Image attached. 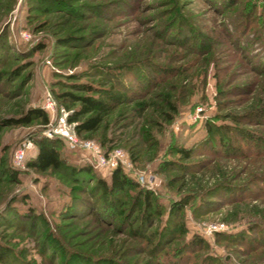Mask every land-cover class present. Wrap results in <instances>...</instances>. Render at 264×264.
Returning a JSON list of instances; mask_svg holds the SVG:
<instances>
[{"label": "rangeland", "instance_id": "374dc122", "mask_svg": "<svg viewBox=\"0 0 264 264\" xmlns=\"http://www.w3.org/2000/svg\"><path fill=\"white\" fill-rule=\"evenodd\" d=\"M236 8L217 11L207 0H0L3 264H160L157 252L132 234L142 223L134 191L119 194L117 203L124 205L114 210L113 220L97 216L108 198L94 187L98 180L109 182L112 169L98 167L89 154L62 141L61 171L38 173L28 168L38 152L33 142L17 179L8 173L17 169L13 157L19 145L44 137L47 126L4 127L2 122L42 109L47 94L69 116L84 97L103 102L100 130L91 138L76 136L95 142L104 154L122 150L133 164L132 171L123 168L125 173L154 193L156 205H164L157 225L146 227L145 234L157 239L172 204L194 198V207H184L183 240L202 238L209 250L201 256L264 264V250L252 253L218 236L253 233L249 216L264 220V183L258 180L264 155L233 157L223 151L214 156L224 133L226 142L243 143L245 152L240 132L264 135L259 122L264 117L248 115L264 108V70L255 69L264 42L242 31ZM228 31L249 43L247 49ZM197 40L206 41L209 49L197 48ZM148 82L154 84L145 91ZM90 83L99 88L93 94L83 89ZM174 103L179 111L167 123L162 119ZM207 144L214 150L204 148ZM106 146L114 148L105 153ZM181 146L195 148L197 155L182 161L171 153ZM69 166L91 173L84 180L85 174L75 176ZM235 185L242 188H229ZM209 224H224L228 230L208 235ZM182 245L177 239L164 243L162 253ZM184 247L192 255L191 247Z\"/></svg>", "mask_w": 264, "mask_h": 264}, {"label": "trees", "instance_id": "16d2710c", "mask_svg": "<svg viewBox=\"0 0 264 264\" xmlns=\"http://www.w3.org/2000/svg\"><path fill=\"white\" fill-rule=\"evenodd\" d=\"M209 3H211L217 11H221L222 9L225 11V13L229 12L232 7L237 6L236 9H234V13L237 15L239 21V25L243 24V32L246 30V34L253 32L254 34H257V37L259 40H263L264 42V0H249L248 2L244 0H207ZM223 1V2H222ZM222 2V3H221ZM261 3V6L258 3ZM239 6V7H238ZM244 19V20H241ZM241 26V25H240ZM235 30V29H234ZM229 32V31H228ZM229 34L234 38L238 39V36L232 35V33L229 32ZM235 34V33H234ZM236 35V34H235ZM245 35V34H244ZM236 37V38H235ZM194 38V36H193ZM204 38V37H203ZM201 40H203L201 38ZM197 40V45L199 49H209L207 46L206 41ZM238 44L240 45V48H246L247 44L249 43L243 42L241 39H238ZM7 44H3L5 46ZM242 45V47H241ZM211 47V45H210ZM245 49V50H246ZM242 51V50H241ZM263 58H261L260 66L259 68H255L257 71L264 70V53ZM247 58L248 56L245 55ZM2 54H0V60L2 61ZM249 59V57H248ZM263 60V61H262ZM5 59L3 60L4 63ZM2 78V75L0 74V80ZM165 77H161L160 80H163ZM119 82L122 80L117 79ZM154 83L148 82L145 85V91H147ZM93 83L83 85V89L88 92L89 94L95 93V91L99 88H95L93 86ZM144 91V92H145ZM111 95V94H110ZM144 95V94H143ZM113 97H116L115 94L111 95ZM140 96V95H139ZM138 97V96H135ZM68 100V99H66ZM122 101V98H118V102ZM101 104L103 102L94 96H87L81 99V105L78 110H76L73 114L69 116V121L71 123L76 124V132L80 137H87L91 138L93 137L101 128L102 123L104 121V115L101 112ZM70 110V107H66ZM179 106L174 103L169 106L168 108V114L166 118H163V121H166L167 123L171 122L174 118V116L178 113ZM249 116L255 117L256 115L264 117V108L263 109H255L249 112ZM255 121L254 119H252ZM50 122L49 115L41 108H34L30 109L25 115L20 116L18 118H7L4 119L2 122V126L4 127H17V126H32L34 123L41 125L43 127L47 126ZM260 125H264V120H259ZM211 129V128H210ZM231 129V128H229ZM212 130V129H211ZM225 133L222 134V137L219 139L221 148L218 149V151L214 154L215 157L221 156L223 151L226 153L225 156H242L246 157L247 155H264V135H255L247 132H240V135L243 136V142L248 148V150L245 152L242 149V144H238L237 146H234L233 143L226 142L225 139ZM231 141H235V138L233 137V134L231 133ZM62 141H65L63 138L55 137V138H48L46 136L42 137L38 141H36L33 138V142H35L38 146V152L34 160L30 161L28 163V168L34 169L38 173H46L50 170H56L61 171L62 167L65 165V163L62 160L60 147L62 145ZM230 141V140H229ZM213 143V142H212ZM101 146L105 147L106 143L100 144ZM257 146V151H252L251 149L253 147ZM105 153H108L110 150H112L114 147H107L106 146ZM204 148L208 150H214L213 146L211 144H207ZM236 148V153L231 152V150ZM263 149L261 151L260 149ZM171 153H175L180 156V159L182 161H191L192 158L197 155L195 153V148H186V147H178L175 148L174 151L172 150ZM133 158V155H131ZM134 160V158H133ZM135 161V160H134ZM170 163V162H169ZM168 163V164H169ZM167 164V165H168ZM70 167V166H69ZM162 168V164L160 166ZM160 169V168H159ZM182 170L184 172H187V167H182ZM71 173L73 175H81L90 174L91 170L87 169L85 167H70ZM111 179L109 182H106L104 180H98L95 184L94 188L101 189L105 194H107V202L105 201L106 205L105 207H102L101 210H97L99 218L102 216L106 221H110L114 219V210H118L121 206L117 203L118 196L120 193H131L135 192L137 195L135 196V207H138L137 209H141L142 211V218H141V225L133 231V235L136 238L143 239L146 243V245L153 248L155 255V259H157L160 264H180L182 261H186V264H243L238 259H235L236 263L234 261H223L219 258L215 257H206L204 255L201 256L202 253L205 251H208V245L205 243V241L202 238L195 237L192 240H183V235L186 233V227L184 225V207L186 206H193L195 204V199L193 201L185 200V201H179L174 202L172 204V207L170 208L169 216L164 222L162 223L160 227L159 236L156 239V235L153 234H145L147 233V230H145L146 227L155 226L157 225V217L162 215V209L164 205H156L155 196L154 193L145 190L143 188H140V186L128 175L125 173L122 166H119L113 170H111ZM20 172V170L15 169L14 167L11 168V171L8 170V173L13 175L14 179H17V175ZM88 176L85 177L84 180H87ZM258 180H262L264 183V174L259 175ZM76 182H82L81 179H75ZM259 188H262L261 186H258ZM231 189H241L242 186H229ZM103 199L104 196H102ZM94 205L96 202H91ZM109 204V205H107ZM97 205V204H96ZM95 205V206H96ZM104 205V204H103ZM97 209V207H95ZM131 209H128L126 211V216H128L131 213ZM101 217V218H102ZM126 219V218H125ZM247 222L251 224L250 230L253 231V233L244 234L243 232H239L238 234H231V235H218L222 238V243L225 244H231V245H238L240 247L246 248L249 252H257L260 250H264V220L259 217H248ZM171 223L174 225L171 227ZM147 229V228H146ZM146 231V232H145ZM179 234V235H178ZM180 240L183 245L178 246L174 250L170 251H164L162 253L164 243H169L173 240ZM155 244V245H154ZM187 245V247H191L188 249L192 253V255L189 256L188 252L185 250L184 247ZM160 246L162 249L157 250ZM3 249L0 248V263H6L5 258V252L2 251ZM160 251V252H159ZM162 253V254H161ZM200 253V254H199ZM111 261H113L111 259ZM114 262V261H113Z\"/></svg>", "mask_w": 264, "mask_h": 264}, {"label": "built area", "instance_id": "2783aa9c", "mask_svg": "<svg viewBox=\"0 0 264 264\" xmlns=\"http://www.w3.org/2000/svg\"><path fill=\"white\" fill-rule=\"evenodd\" d=\"M24 38L27 34L23 33ZM42 109L48 112L52 121L47 125L44 135L48 138H63L69 146L78 149L93 157L96 165L101 168L115 169L119 166L133 170V164L122 150H114L109 154H104L98 144L90 140H81L77 138L76 124L69 121V112L64 107H57L56 101L52 95L47 94L44 98ZM34 149L32 140H25L16 149L13 157L14 166L23 170L26 167L28 153ZM151 181V180H150ZM224 224H209L205 233L213 235L227 231Z\"/></svg>", "mask_w": 264, "mask_h": 264}]
</instances>
